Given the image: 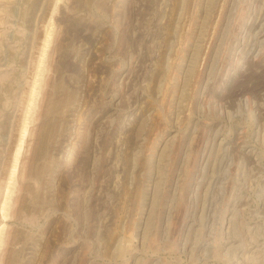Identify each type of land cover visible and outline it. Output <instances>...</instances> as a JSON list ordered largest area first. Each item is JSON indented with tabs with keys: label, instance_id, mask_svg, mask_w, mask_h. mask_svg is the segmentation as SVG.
Listing matches in <instances>:
<instances>
[{
	"label": "rangeland",
	"instance_id": "rangeland-1",
	"mask_svg": "<svg viewBox=\"0 0 264 264\" xmlns=\"http://www.w3.org/2000/svg\"><path fill=\"white\" fill-rule=\"evenodd\" d=\"M0 264H264V0H0Z\"/></svg>",
	"mask_w": 264,
	"mask_h": 264
}]
</instances>
